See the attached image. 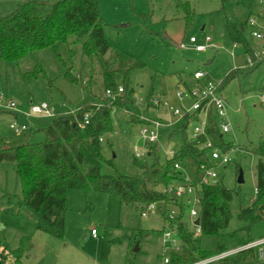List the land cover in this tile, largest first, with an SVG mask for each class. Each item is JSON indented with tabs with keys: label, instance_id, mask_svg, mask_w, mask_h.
<instances>
[{
	"label": "rangeland",
	"instance_id": "rangeland-1",
	"mask_svg": "<svg viewBox=\"0 0 264 264\" xmlns=\"http://www.w3.org/2000/svg\"><path fill=\"white\" fill-rule=\"evenodd\" d=\"M26 1L30 0H0V17ZM186 3L191 7L188 11ZM263 7L259 0H100L106 39L117 49L146 63L130 76L138 106H130L128 112L113 109V131L102 137L103 153L106 158H113L119 172L138 176L141 168L136 160L148 164L156 160L155 155H148L152 143L141 134L146 123L132 122V114L163 124L155 142L161 161L180 146V137L169 136L171 127L167 124L175 119L173 113L162 104L158 107L143 105L146 96L152 91V98L162 103L167 101L172 107L190 105L192 99L187 97L181 101L177 91L193 87L196 70H204V83L220 84L231 70L249 67L245 45L238 42V46L233 47L228 24L245 21L250 15L259 14ZM192 11L195 15L188 24L186 16ZM245 35L252 44L249 27ZM191 36L204 44L210 36L218 48L198 52L189 42ZM254 46L257 45L253 43L252 48ZM71 48L72 52L67 45H61L58 50L47 47L13 62L0 57V108H4L0 111V135L21 140L23 132L11 128L15 122L35 130L49 125L54 116L33 115L31 119L26 116L31 110V101L52 104L56 114H63L72 113L93 100L80 83L65 77L66 62L73 65L74 75L83 79L93 72L95 92L102 88L100 65L92 64L91 58L84 54L81 41ZM222 94L229 105L233 127L225 138L233 140L235 136L239 144L231 152L232 161L220 164L217 171L224 185L239 194L231 203L233 216L228 228L220 235L201 237V248L213 256L217 255L220 245L234 249L249 234L253 239L264 236V219L254 223L248 232L247 222L238 215L240 207L251 205L256 194L257 155L252 148L264 138V61L250 71H240L227 82ZM9 100L14 101V109L2 106ZM192 130L193 127H189V135ZM44 139L43 131L36 132L33 138ZM137 145H143L141 157L136 156ZM237 164L243 170V182H238ZM184 176L194 178L188 170H184ZM22 197L23 188L15 163L0 162V253L6 246L5 264H166L165 258L173 250L164 242L163 231L168 224L160 206L145 217L122 208L117 194L69 189L65 229L63 235L57 237L37 229L34 216L27 209L18 213L7 210L11 205L16 206ZM189 228L196 231L192 224ZM93 229L97 230V236L92 234ZM175 237L179 241L176 234ZM106 241L109 250L104 257Z\"/></svg>",
	"mask_w": 264,
	"mask_h": 264
},
{
	"label": "trees",
	"instance_id": "trees-1",
	"mask_svg": "<svg viewBox=\"0 0 264 264\" xmlns=\"http://www.w3.org/2000/svg\"><path fill=\"white\" fill-rule=\"evenodd\" d=\"M259 1L264 5V0ZM185 6L186 9H191L190 4L186 3ZM193 15L194 12L187 14L188 24ZM103 27L100 0H30L0 17V57L3 60L19 61L30 52L47 47L58 50L61 45L69 46L72 52L71 46L81 41L84 54L91 58L92 64L96 62L100 65L102 75V88L95 92L93 72L87 79H83L80 75H74L73 65L66 62L65 77L80 83L93 96V100L72 113H55L49 125L44 128H26L22 131L21 140L0 135V162L15 163L23 188V197L16 206L11 205L7 210L18 213L27 209L34 216L37 229L61 237L65 229L69 189L117 194L122 208L141 215L150 204L159 203L160 211L168 224L165 230L174 228L181 241L180 249L171 250L170 255L165 258L168 259L166 264H192L212 257L201 248V237L205 234L220 235L228 228L233 216L231 203L239 194L238 191L226 187L221 176L217 183L202 186L198 215L201 234L196 235L189 228V224H192L189 204L164 193L163 188L181 183L184 180V170L198 179L204 173V168L219 166L211 159L209 148L204 147L208 139L224 151H230L239 143L225 138L218 117L212 112L208 115L207 133L193 139L189 135L190 123L197 121L200 116L198 111L189 112L170 126L169 136L181 139L180 146L173 155L161 161L157 146L153 143L148 155H155L156 160L150 164L136 160L141 168L140 175L119 172L113 158H106L103 153L102 137L113 131V109L128 112L130 106H138L134 97L135 89L130 85V76L134 70L145 67L146 63L114 47L106 39ZM247 27V20L229 22L228 31L234 42L244 44L246 52L251 53L252 48L245 35ZM263 61L264 58H255L254 64L249 67L231 70L224 81L218 84V90L222 92L227 82L238 76L240 71H250ZM39 71L34 72V77ZM121 85L123 92L118 93ZM108 90L114 94V98L107 93ZM151 95L152 91L144 99L143 105L152 106ZM3 110L4 108H0V111ZM86 113L90 114V121L81 126ZM130 120L149 122L136 114H132ZM39 131L45 133V139L33 140L35 133ZM252 152L257 155L256 194L252 204L241 206L238 213L239 218L247 222L245 229L248 232L254 223L264 219V138L259 139ZM236 169L238 175L241 166L237 164ZM171 208L177 210L173 218L168 216ZM255 240L249 234L240 241L239 246ZM261 246L262 244L242 248L217 261L219 264H264L259 251ZM6 250L5 246L3 253H0V264H5ZM108 250L106 241L104 257ZM226 250L220 245L217 254Z\"/></svg>",
	"mask_w": 264,
	"mask_h": 264
},
{
	"label": "built area",
	"instance_id": "built-area-1",
	"mask_svg": "<svg viewBox=\"0 0 264 264\" xmlns=\"http://www.w3.org/2000/svg\"><path fill=\"white\" fill-rule=\"evenodd\" d=\"M247 26L251 29V38L250 43H254L257 46L252 48V52L248 53V62L250 65L254 64V59L264 58V7L257 15H250L247 19ZM190 44H193L195 50L197 51H205L206 49H217V45L212 42V38L210 36L206 37V43H199L198 39L195 36H191L189 39ZM238 42L233 43V47H237ZM232 54H234L232 52ZM204 70H197L194 72L193 77L195 79V83L191 88L179 89L177 91L178 98L182 101L184 98L189 97L192 99V103L189 106H181V107H172L169 105L167 101L164 103L161 100L156 98H152L151 105L152 107H157L159 105H164L168 107L170 111L175 116V119L168 123L167 125H172L175 120L180 119L184 116L185 113L198 111L200 118L197 121H193L190 123V127H193L191 137L196 139L201 135H205L207 133L208 127V115L212 112L216 114L218 117V123L220 129L223 134L231 133L233 131V127L230 121L229 115V105L222 94L221 91L218 90V84L213 82L203 83L202 80L205 77ZM123 92V86H119L118 93ZM107 93L114 98V94L108 90ZM262 100L264 101V96H262ZM2 106L14 109L15 103L12 100H9ZM55 107L52 104H48L43 102L41 104L31 105L30 112L26 113L28 118L33 115H41V116H53L55 114ZM90 121V114L86 113L84 119L81 121L80 125L84 126L88 124ZM149 122L144 124L141 130L142 137L148 140L150 143H155L159 137V129L163 126V124L158 120H148ZM11 128L16 131H23L26 129L25 125L18 126V123L11 124ZM236 137L234 136L235 140ZM236 141V140H235ZM204 147L209 148V154L212 160H214L218 165L227 164L232 161L231 152L236 149V147H232L230 151H224L221 147L214 146L213 142L208 139L204 143ZM143 149V145H137L135 147L136 156L141 157L143 153L141 150ZM175 151H171L170 154L173 155ZM176 167H179L176 164ZM219 180V173L217 168H204V173L198 178L190 179L189 177L184 176V180L181 183L172 184L168 187L163 188V192L167 193L175 198H177L180 202H187L189 204V217L192 221L194 227H196V235L201 234V226L200 222L198 225L195 224L196 219H200L199 215V206L201 203V191L203 185L215 184ZM159 206V203H152L147 208V210L142 214L143 216H147L151 210L156 209ZM177 213V210L171 208L168 216L173 218ZM92 234L97 236V230L93 229ZM176 230L174 228H168L163 232L164 242L166 247L173 249H180L181 241L176 239L175 237ZM264 243V238L260 240H256L254 242L248 243L242 248L254 247L259 244ZM238 250L227 251L225 253H221L198 262L192 264H203L210 261L219 260L227 255L233 254ZM165 262H168V259H165Z\"/></svg>",
	"mask_w": 264,
	"mask_h": 264
},
{
	"label": "crops",
	"instance_id": "crops-1",
	"mask_svg": "<svg viewBox=\"0 0 264 264\" xmlns=\"http://www.w3.org/2000/svg\"><path fill=\"white\" fill-rule=\"evenodd\" d=\"M248 19V18H247ZM246 19V20H247ZM245 20V21H246ZM236 48V47H235ZM195 49V48H194ZM197 51V50H196ZM199 52V51H198ZM232 52L234 53V50H232ZM199 70V69H198ZM197 71V70H196ZM194 83H195V79H194ZM186 88H189V87H186ZM31 104H32V101H31ZM186 106H189V105H186ZM158 107V106H157ZM171 122V121H170ZM98 234V233H97ZM262 238H264V236L263 237H259L258 239H256V240H260V239H262ZM255 240V241H256ZM243 246H245V245H243ZM243 246H238V247H236V248H234V249H227L226 251H224V252H222V253H225V252H227V251H232V250H240V249H242V247ZM262 246H264V243H262ZM259 251H260V255H261V258H262V260L264 261V248H259ZM221 254V253H220ZM218 255V254H217ZM217 261V260H216Z\"/></svg>",
	"mask_w": 264,
	"mask_h": 264
},
{
	"label": "water",
	"instance_id": "water-1",
	"mask_svg": "<svg viewBox=\"0 0 264 264\" xmlns=\"http://www.w3.org/2000/svg\"><path fill=\"white\" fill-rule=\"evenodd\" d=\"M203 29H205V26L203 27ZM244 181V177H243V170L240 169V172L238 174V182H243ZM200 222V219H196L195 220V224L198 225Z\"/></svg>",
	"mask_w": 264,
	"mask_h": 264
}]
</instances>
